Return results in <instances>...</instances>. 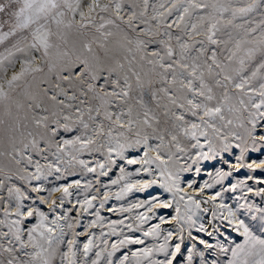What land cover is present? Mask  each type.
<instances>
[{
    "label": "snow or ice",
    "instance_id": "6c2138e0",
    "mask_svg": "<svg viewBox=\"0 0 264 264\" xmlns=\"http://www.w3.org/2000/svg\"><path fill=\"white\" fill-rule=\"evenodd\" d=\"M0 264H264V0H0Z\"/></svg>",
    "mask_w": 264,
    "mask_h": 264
},
{
    "label": "rangeland",
    "instance_id": "374dc122",
    "mask_svg": "<svg viewBox=\"0 0 264 264\" xmlns=\"http://www.w3.org/2000/svg\"><path fill=\"white\" fill-rule=\"evenodd\" d=\"M207 177L206 176H202L200 179H201V181L203 180V179H206ZM257 199V198H256ZM257 202H259V199H257ZM46 210V209H45ZM111 218H113V219H115V218H117V217H115V216H113V217H111ZM79 230V229H78ZM81 239H83V238H81ZM115 239V237H113V240Z\"/></svg>",
    "mask_w": 264,
    "mask_h": 264
},
{
    "label": "bare ground",
    "instance_id": "6f19581e",
    "mask_svg": "<svg viewBox=\"0 0 264 264\" xmlns=\"http://www.w3.org/2000/svg\"><path fill=\"white\" fill-rule=\"evenodd\" d=\"M257 199H259V198H257Z\"/></svg>",
    "mask_w": 264,
    "mask_h": 264
}]
</instances>
